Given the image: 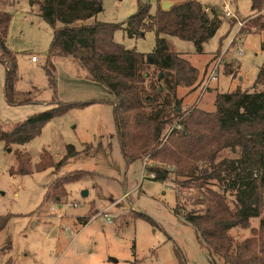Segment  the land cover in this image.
Returning <instances> with one entry per match:
<instances>
[{
  "label": "rangeland",
  "instance_id": "rangeland-1",
  "mask_svg": "<svg viewBox=\"0 0 264 264\" xmlns=\"http://www.w3.org/2000/svg\"><path fill=\"white\" fill-rule=\"evenodd\" d=\"M162 1L103 0L102 12L87 22L120 23L135 13L138 4H147L149 12L155 13ZM198 1L209 10H220V23L201 52L195 51L192 41L166 37L169 50L180 53L199 71L193 84L186 86L182 80L176 88L180 100L177 117L194 105L213 111L217 93L236 88L252 92L258 71L264 66V30L255 32L253 28L254 21L264 14V7L253 14L250 0ZM0 11L11 16L7 43L16 54V88L30 90L34 100L44 102L6 104L5 65L0 62V123L5 129L55 106L56 101H90L54 116L24 145L6 146L0 139V215L8 214L0 230V264H181L178 254L184 264H223L203 245L196 228L174 211L172 181L149 178L142 158L124 160L115 135L112 106L105 101L109 93L91 82L72 57L51 59L55 93L49 87L44 64L52 27L39 15L37 5L30 6L29 0H0ZM113 38L128 49L148 53L155 47L156 34L146 29L140 35L129 36L117 28ZM217 57L221 61L216 78L202 93L196 82L209 75ZM66 145H72L76 154L66 158L58 169L10 172L17 168L16 150L28 152L34 165L42 151L54 162L59 161ZM223 157L234 158L235 154L225 148L217 160ZM64 175L76 178L64 180L61 187L53 189L55 180ZM176 188L181 191L179 209L195 207L191 202L202 190L195 184ZM83 190L86 196H82ZM228 192L234 200L235 190L228 188ZM102 211L107 212L111 222L97 214ZM262 219L264 205L257 217L250 218V226L257 228ZM229 234L234 244L251 236L249 228L240 227Z\"/></svg>",
  "mask_w": 264,
  "mask_h": 264
},
{
  "label": "trees",
  "instance_id": "trees-1",
  "mask_svg": "<svg viewBox=\"0 0 264 264\" xmlns=\"http://www.w3.org/2000/svg\"><path fill=\"white\" fill-rule=\"evenodd\" d=\"M29 3L37 5L39 15L52 27L44 70L54 93L56 76L51 59L74 58L88 79L109 93L105 101L112 106L115 135L124 160L147 158L144 168L155 175L149 178L172 181L176 193L174 211L196 228L203 245L223 264H264V219L257 228L250 226V218L257 217L264 205V66L258 71L252 92L236 88L217 93L213 111L194 105L177 117L180 100L176 88L182 80L186 86L193 84L199 71L180 53L169 50L166 37L192 41L195 51L201 52L219 26L217 11L207 12L198 0H181L168 10L159 6L155 13H150L149 6L141 3L123 22L88 23L102 12L103 0ZM262 7L264 0H250L253 14ZM10 19L8 12L0 11L4 100L10 106L34 101L44 105L34 100L30 90L16 88V54L7 43ZM117 28L129 36L153 30L154 49L142 53L124 47L113 38ZM253 28L255 32L264 30V14L254 21ZM261 48L264 49V42ZM89 102L56 101L55 106L31 114L11 129L0 123V139L6 146L24 145L54 116ZM65 147L66 153L59 161L54 162L42 151L34 165L28 152L16 150L17 168L10 172L28 174L49 167L58 169L66 158L76 154L72 145ZM225 148L235 157L217 160ZM72 178L76 177L57 178L53 189ZM189 184H195L202 192L191 202L195 207L179 209L181 191L176 187ZM228 188L235 190L234 200H230ZM7 220L8 214L0 215V230ZM236 227L249 228L251 236L234 244L229 231ZM177 258L184 264L179 254Z\"/></svg>",
  "mask_w": 264,
  "mask_h": 264
},
{
  "label": "built area",
  "instance_id": "built-area-1",
  "mask_svg": "<svg viewBox=\"0 0 264 264\" xmlns=\"http://www.w3.org/2000/svg\"><path fill=\"white\" fill-rule=\"evenodd\" d=\"M241 52V51H239ZM32 61H36V58L34 56L31 57ZM221 61V57H217V60L215 61L214 67L212 68V70L210 71L209 75L204 78V77H199V79L196 82V85H199L202 88V93L208 89L210 82L216 78V74H217V67L219 62ZM175 125V124H174ZM177 126V125H176ZM147 162V158H144V163ZM151 178H153L155 175L153 173L150 174ZM73 205H75V203H73ZM97 214H102L107 221L111 222V218L109 217V215L107 214V212L102 211V212H98Z\"/></svg>",
  "mask_w": 264,
  "mask_h": 264
},
{
  "label": "water",
  "instance_id": "water-1",
  "mask_svg": "<svg viewBox=\"0 0 264 264\" xmlns=\"http://www.w3.org/2000/svg\"><path fill=\"white\" fill-rule=\"evenodd\" d=\"M175 4L172 2V1H169V0H163L162 1V4H161V9L162 10H168L170 9L171 7H173ZM220 10H217V14H220ZM10 150V149H9ZM82 196H86L87 195V191L83 190L81 192Z\"/></svg>",
  "mask_w": 264,
  "mask_h": 264
},
{
  "label": "crops",
  "instance_id": "crops-1",
  "mask_svg": "<svg viewBox=\"0 0 264 264\" xmlns=\"http://www.w3.org/2000/svg\"><path fill=\"white\" fill-rule=\"evenodd\" d=\"M172 1H173L174 4H176V2H177V0H172ZM178 1H181V0H178ZM206 11H207V12H210V10H209L208 8H206ZM33 62H36V61H33ZM108 96H109V95L107 94V97H108Z\"/></svg>",
  "mask_w": 264,
  "mask_h": 264
}]
</instances>
